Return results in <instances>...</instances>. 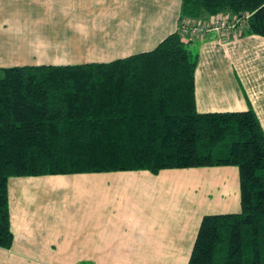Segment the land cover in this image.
Returning <instances> with one entry per match:
<instances>
[{"label":"crops","instance_id":"crops-1","mask_svg":"<svg viewBox=\"0 0 264 264\" xmlns=\"http://www.w3.org/2000/svg\"><path fill=\"white\" fill-rule=\"evenodd\" d=\"M185 20L180 0H0V69L127 59ZM221 38L188 43L199 56L197 111L252 109L264 129V38ZM9 204L14 242L0 264H188L204 216L240 212V176L211 167L16 177Z\"/></svg>","mask_w":264,"mask_h":264},{"label":"trees","instance_id":"trees-1","mask_svg":"<svg viewBox=\"0 0 264 264\" xmlns=\"http://www.w3.org/2000/svg\"><path fill=\"white\" fill-rule=\"evenodd\" d=\"M180 1L185 19L230 15L264 38V0ZM198 59L179 30L108 64L0 69V248L11 178L235 167L241 210L204 216L188 264H264V129L252 109L197 111Z\"/></svg>","mask_w":264,"mask_h":264},{"label":"built area","instance_id":"built-area-1","mask_svg":"<svg viewBox=\"0 0 264 264\" xmlns=\"http://www.w3.org/2000/svg\"><path fill=\"white\" fill-rule=\"evenodd\" d=\"M244 30V22L239 19H233L230 15L212 16L207 22L186 19L180 29L182 39L189 43L193 37L205 35L213 31L222 35L220 42H227L241 39ZM225 39V40H224Z\"/></svg>","mask_w":264,"mask_h":264}]
</instances>
